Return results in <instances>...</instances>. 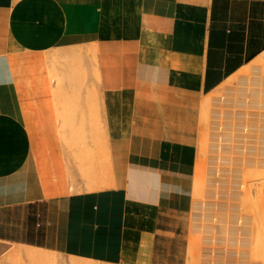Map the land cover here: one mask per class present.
I'll list each match as a JSON object with an SVG mask.
<instances>
[{
  "label": "crops",
  "instance_id": "crops-1",
  "mask_svg": "<svg viewBox=\"0 0 264 264\" xmlns=\"http://www.w3.org/2000/svg\"><path fill=\"white\" fill-rule=\"evenodd\" d=\"M262 54L264 0H0V258L176 262L203 104Z\"/></svg>",
  "mask_w": 264,
  "mask_h": 264
},
{
  "label": "rangeland",
  "instance_id": "rangeland-1",
  "mask_svg": "<svg viewBox=\"0 0 264 264\" xmlns=\"http://www.w3.org/2000/svg\"><path fill=\"white\" fill-rule=\"evenodd\" d=\"M252 68L253 67L250 69L246 68L247 70L241 71L236 76H234V78L232 77L233 79H229V82L224 83L220 88L208 95V98L203 104L192 204L188 214L183 217L184 227L182 229L180 254L177 255L176 262H172L170 264H264V176L261 177L264 175V154L259 157L260 159L254 160L255 162L248 161V163L244 166H240V168L238 167L239 169L237 170L243 174V182H214L212 178H214L213 175H215V172H213V168L211 167L212 163H210L212 158L211 156L214 153L213 131L215 129V112L213 114V111L218 104L219 110L225 111L223 108L224 106H233L232 109H229L235 111L234 106L238 103V101H240V104H246V100H252L251 94L253 93L252 91H255L253 95L260 101L249 106L247 113L259 110V108L264 110L263 67H261V72L257 70L256 73H252L254 71ZM239 77H241V80ZM245 94L251 96V99H241L243 100L241 101L240 98L244 97ZM212 98H215L216 101L211 102ZM249 120L253 119L246 118L244 119V122H248ZM260 124L261 123L259 122V125ZM77 137L79 138L77 135H63V141L66 147L68 146V151L72 150L74 144H79ZM72 138L74 139V142L72 141ZM80 156H83V154H79V159L81 158ZM89 169H91L90 172L92 173L93 169L91 167H89ZM246 169H248V171H246ZM259 172L260 174H263L260 175ZM259 180L261 182H259ZM98 183V180L89 183L88 190H97L91 189L90 187H94ZM249 183H251V185ZM106 186H109V183H106ZM247 201H249L250 204ZM256 204H258V206ZM256 206L257 208L259 207L258 210L260 211L255 208ZM258 230L261 231L259 232ZM258 236L260 237L259 239ZM16 248L17 246H13V248L8 253L1 257L0 264H16L14 258L12 257V253ZM46 254L48 256V261L46 264L48 262H51L50 264H74L75 262V264H78L81 262V260L72 259V256H67L64 254H55L52 252H49L48 254L47 251ZM87 262L90 261H86V263ZM100 263L110 264L106 262Z\"/></svg>",
  "mask_w": 264,
  "mask_h": 264
},
{
  "label": "built area",
  "instance_id": "built-area-1",
  "mask_svg": "<svg viewBox=\"0 0 264 264\" xmlns=\"http://www.w3.org/2000/svg\"><path fill=\"white\" fill-rule=\"evenodd\" d=\"M246 94L240 100L249 99L251 96L252 100H246V104L243 102L240 104L238 101L234 106L235 111L231 110L233 106H224L225 111L219 110V104L213 111V114L215 112V129L213 131L214 153L211 156V167L215 172L214 178H212L214 182L244 181L242 172H239L237 168L244 166L248 161L253 162L260 159L259 157L264 154V110L259 108V110L247 113L249 106L260 100L255 98L253 93L251 96ZM246 118L253 120L244 122Z\"/></svg>",
  "mask_w": 264,
  "mask_h": 264
},
{
  "label": "bare ground",
  "instance_id": "bare-ground-1",
  "mask_svg": "<svg viewBox=\"0 0 264 264\" xmlns=\"http://www.w3.org/2000/svg\"><path fill=\"white\" fill-rule=\"evenodd\" d=\"M73 52V51H72ZM254 63H256V64H258V65H256V64H254ZM255 66H254V65ZM249 65H251L250 66V68L251 67H253L252 69L254 70L252 73H256L257 72V70L258 71H262V68L261 67H263V72H264V54H262V55H260V57H258L253 63H251V64H249ZM249 65H248V68H249ZM79 67V66H78ZM247 68V69H248ZM246 69V70H247ZM242 71V70H241ZM243 71H245V69L243 70ZM260 71V72H261ZM239 73H240V71H239ZM237 74V73H236ZM249 74V73H248ZM250 75V74H249ZM236 76V75H235ZM233 78H234V76H233ZM232 78V79H233ZM241 77H239V79H240ZM230 80H231V78H230ZM229 80V81H230ZM241 80V79H240ZM262 85V84H261ZM249 87V86H248ZM250 87H251V85H250ZM249 87V88H250ZM256 88V87H255ZM247 89V88H246ZM253 89V88H252ZM87 90V89H86ZM248 90V89H247ZM230 91V90H229ZM252 91V90H251ZM251 91H249V92H251ZM231 92V91H230ZM253 92V94H254V92L255 91H252ZM87 93V92H86ZM234 94V93H233ZM80 97V96H79ZM87 97H88V95H87ZM239 97V96H238ZM225 99V98H224ZM251 99V98H250ZM75 100V99H74ZM79 101V100H78ZM214 101H216V99L215 98H212L211 99V102H214ZM225 101H226V99H225ZM243 101V100H242ZM78 103V102H77ZM76 103V101H75V104H77ZM56 104V103H55ZM88 104V103H87ZM60 105V104H59ZM62 105V104H61ZM71 105V104H70ZM78 105V104H77ZM79 106V105H78ZM223 106V105H222ZM67 108V107H66ZM73 108V107H72ZM209 108H211V107H209ZM77 109H78V107H77ZM82 114H83V112H82ZM67 117V116H66ZM70 119H72V118H70ZM63 122V121H62ZM64 122H66V121H64ZM69 122H70V120H69ZM80 122V121H79ZM73 125V124H72ZM74 128V127H73ZM71 130V129H70ZM78 138V137H77ZM74 139L72 138V141H73ZM98 140V139H97ZM74 142V141H73ZM68 147V146H67ZM95 155V154H94ZM264 158V157H263ZM100 159V158H99ZM262 159V158H261ZM255 162V161H254ZM257 162H259V161H257ZM211 163V162H210ZM201 165V164H200ZM245 165V164H244ZM262 166V165H261ZM258 167V166H257ZM240 168V167H239ZM239 168H237V169H239ZM83 169V168H82ZM201 169H204V168H201ZM259 169V168H258ZM261 170V169H260ZM89 172H90V170H88ZM203 171V170H202ZM246 171H248V169H246ZM262 172V171H261ZM259 174H260V172H259ZM261 174H263V173H261ZM260 174V175H261ZM264 175H262L261 177H263ZM245 180H247V179H245ZM206 181V180H205ZM243 182V181H242ZM249 182V181H248ZM259 182H261L260 180H259ZM100 184L102 183V182H99ZM98 183V184H99ZM252 183V182H251ZM251 183H249L250 185H251ZM98 184H96L94 187H90L91 189H96V188H98V187H100V185H98ZM94 185V184H93ZM105 185V183L103 184V186ZM244 185H246V184H244ZM219 186V185H218ZM221 186V185H220ZM252 187V186H251ZM102 188V187H101ZM211 188V187H210ZM94 192V191H93ZM244 192V191H243ZM248 192H249V190H248ZM247 192V193H248ZM209 193V192H208ZM218 193V192H217ZM207 195V194H206ZM225 195V194H224ZM247 196V195H246ZM214 197V196H213ZM206 198V197H205ZM228 198H229V196H228ZM242 198V197H241ZM207 200V199H206ZM255 200H256V197H255ZM204 201V200H203ZM245 202H246V198H245ZM248 203H249V201H247ZM257 202V201H256ZM245 204V203H244ZM250 204V203H249ZM254 204H255V201H254ZM246 205V204H245ZM244 205V206H245ZM257 206H258V204H256ZM238 206V205H237ZM257 206L255 207V208H257ZM203 207V206H202ZM207 207V206H206ZM236 207V206H235ZM248 207V206H247ZM237 208V207H236ZM246 208V207H245ZM259 208V207H258ZM258 208H257V210H258ZM215 209V208H214ZM241 209V208H240ZM249 209V208H248ZM203 210H204V208H203ZM238 210V209H237ZM258 211H260V210H258ZM197 212V211H196ZM250 212V211H249ZM256 212V211H255ZM247 217V216H246ZM212 218V217H211ZM229 218V217H228ZM239 218V217H238ZM221 219V218H220ZM248 219V218H247ZM251 219V218H250ZM203 220V219H202ZM209 221V220H208ZM223 221V220H222ZM204 222V221H203ZM217 222H218V220H217ZM247 222V221H246ZM228 223V222H227ZM229 224V223H228ZM257 224V223H256ZM264 225V224H263ZM213 226V225H212ZM214 227V226H213ZM226 227V226H225ZM252 227V226H251ZM209 228V227H208ZM207 228V229H208ZM240 229V228H239ZM248 229V228H247ZM263 229V228H262ZM259 231V230H258ZM261 231V230H260ZM259 231V232H260ZM227 232V231H226ZM213 233V232H212ZM228 234V233H227ZM240 234V233H239ZM259 234V233H258ZM257 234V235H258ZM244 235V234H243ZM204 236V235H203ZM221 236H223V235H221ZM227 236V235H226ZM229 236V235H228ZM225 237V236H224ZM230 237V236H229ZM241 237V236H240ZM209 238V237H208ZM260 237L258 236V239H259ZM227 239V238H226ZM238 239V238H237ZM250 239V238H249ZM240 240V239H239ZM198 241V240H197ZM225 241V240H224ZM226 242V241H225ZM240 242V241H239ZM258 242V241H257ZM206 243V242H205ZM237 244V243H236ZM240 244V243H239ZM248 244H250V243H248ZM258 246V245H257ZM256 246V247H257ZM223 247V246H222ZM15 248V247H14ZM224 248H225V246H224ZM258 248V247H257ZM256 248V249H257ZM207 249V248H206ZM223 249V248H222ZM242 249V248H241ZM250 249V248H249ZM14 250V249H13ZM215 251V250H214ZM235 251V250H234ZM206 252V251H205ZM240 252V251H239ZM12 253V252H11ZM48 254H49V252H47ZM54 256V255H53ZM200 256V255H199ZM239 256V255H238ZM12 257L14 258V261L16 262V264L18 263V264H46V262L48 261V256H47V254H46V251L44 252V251H42V250H40V249H37V248H29V247H24V248H16L14 251H13V253H12ZM11 257V258H12ZM50 258H52L51 256H49ZM201 257V256H200ZM202 258V257H201ZM208 258V257H207ZM249 258V257H248ZM73 259V258H72ZM200 259V258H199ZM224 259V258H223ZM12 260V259H11ZM89 260V259H88ZM13 261V260H12ZM51 261V260H50ZM52 261H53V259H52ZM76 261V260H75ZM91 261V260H90ZM225 262V261H224ZM250 262V261H249ZM49 263V262H48ZM47 263V264H48ZM51 263V262H50ZM49 263V264H50ZM53 263V262H52ZM76 263V262H75ZM74 263V264H75ZM78 264H96V263H94V262H87L86 263V261H82L81 260V262L80 263H78Z\"/></svg>",
  "mask_w": 264,
  "mask_h": 264
}]
</instances>
